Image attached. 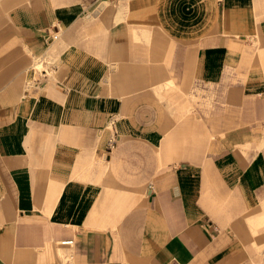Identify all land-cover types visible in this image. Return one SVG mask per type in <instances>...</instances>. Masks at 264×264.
I'll return each instance as SVG.
<instances>
[{"label": "crops", "instance_id": "crops-1", "mask_svg": "<svg viewBox=\"0 0 264 264\" xmlns=\"http://www.w3.org/2000/svg\"><path fill=\"white\" fill-rule=\"evenodd\" d=\"M0 264H264V0H0Z\"/></svg>", "mask_w": 264, "mask_h": 264}, {"label": "built area", "instance_id": "built-area-1", "mask_svg": "<svg viewBox=\"0 0 264 264\" xmlns=\"http://www.w3.org/2000/svg\"><path fill=\"white\" fill-rule=\"evenodd\" d=\"M52 39L57 38V33L53 34ZM38 61L33 62L30 66V71H31V76L28 80V84H40L42 79L46 78L47 75L49 74L54 62L51 61H47L46 58L44 57L43 59H40L39 62L42 63V67L38 70V68H36V64ZM115 147V133L113 131L110 132L109 137L107 139V143H106V150L110 151L112 148ZM73 243L72 239H63L60 240V244H67L70 245Z\"/></svg>", "mask_w": 264, "mask_h": 264}, {"label": "rangeland", "instance_id": "rangeland-1", "mask_svg": "<svg viewBox=\"0 0 264 264\" xmlns=\"http://www.w3.org/2000/svg\"><path fill=\"white\" fill-rule=\"evenodd\" d=\"M41 67H42L41 64L37 65L38 69H40ZM201 93H203V91L200 90V95H199L200 102L207 104L210 101V96L206 95V93H204V95H201Z\"/></svg>", "mask_w": 264, "mask_h": 264}]
</instances>
